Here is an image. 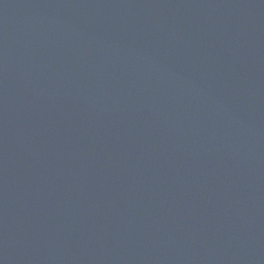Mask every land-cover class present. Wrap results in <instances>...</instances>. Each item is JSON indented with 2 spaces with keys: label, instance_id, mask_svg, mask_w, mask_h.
<instances>
[{
  "label": "water",
  "instance_id": "1",
  "mask_svg": "<svg viewBox=\"0 0 264 264\" xmlns=\"http://www.w3.org/2000/svg\"><path fill=\"white\" fill-rule=\"evenodd\" d=\"M0 264H264V0H0Z\"/></svg>",
  "mask_w": 264,
  "mask_h": 264
}]
</instances>
